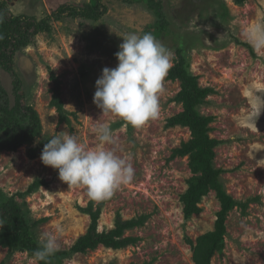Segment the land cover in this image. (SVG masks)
Instances as JSON below:
<instances>
[{"label": "rangeland", "instance_id": "obj_1", "mask_svg": "<svg viewBox=\"0 0 264 264\" xmlns=\"http://www.w3.org/2000/svg\"><path fill=\"white\" fill-rule=\"evenodd\" d=\"M2 1L14 15L38 20L62 5L95 4L93 0ZM158 1L160 11L148 0H104L108 11L98 21L53 18L52 33L38 35L33 45L17 54L15 71L23 82L24 102L37 112L41 135L16 150L0 149V191L17 197L29 217L39 222L34 230L37 239L51 232L57 236L58 251L70 250L90 225L89 216L78 207H86L92 200L85 188L62 182L58 170L41 162V152L60 132L95 149L99 146L95 129L108 124L114 143L103 147L122 158L131 156L128 162L134 168V179L103 200L99 230L112 229L117 213L124 220L141 215L150 218L142 227L126 232V236L139 238L136 245L118 251L99 247L66 258L63 264H195L190 241L195 245L200 236L214 231L220 203L211 191L199 205L202 212L185 217L180 197L194 174L188 158L172 160L171 155L191 139V132L182 126L168 127L169 119L183 111V105L175 101L180 82L169 80L167 74L159 93L158 118L139 128L102 115L93 103L102 70L118 64L115 53L122 38L150 32L173 53L171 68L182 47L199 85L215 91L200 108L201 114L215 119L210 135L222 142L215 151L214 165L225 171L221 182L226 192L236 201H250L246 210L236 207L228 214L224 249L214 254L211 264H264V110L259 117L256 110L258 105L264 106V52L254 51L242 37L247 26L264 20V0L242 4L234 0ZM157 25L163 28L160 36L154 34ZM51 71L61 82L70 124L61 122L51 105ZM14 101L12 78L0 68V106L11 108ZM244 116L256 122L245 124ZM0 140L6 137L1 134ZM36 179L46 185L19 197ZM100 202L94 201L95 209ZM0 264L37 262L27 252H10L0 246Z\"/></svg>", "mask_w": 264, "mask_h": 264}, {"label": "trees", "instance_id": "obj_2", "mask_svg": "<svg viewBox=\"0 0 264 264\" xmlns=\"http://www.w3.org/2000/svg\"><path fill=\"white\" fill-rule=\"evenodd\" d=\"M94 5L87 4L78 7L73 4L62 5L51 16L42 20L26 15H14L7 4L0 0V34L4 39L0 40V68L12 78L14 105L11 108L0 106V135L6 137L0 140V149L16 150L22 145L31 144L41 135L40 118L32 106L25 103L24 94L21 91L23 82L15 71V58L18 53L34 44L35 38L40 34H51L53 29L50 21L62 16L74 19L98 21L107 14L108 8L104 0H93ZM152 8L159 11L162 8L158 0H148ZM242 4L245 0H234ZM163 13V12H162ZM160 16L163 17V14ZM162 26L154 31L157 36L162 35ZM248 46V45H247ZM179 60L169 70L168 79L179 81L181 90L175 101L183 105V111L169 119L168 127L182 126L190 129L191 139L183 143L179 148L172 151L171 159L188 158L193 177L187 181L188 188L181 195L180 201L186 218L194 214H200L199 207L202 199L211 191L216 193L220 203V211L217 213L214 231L200 236L193 247L195 264H211L215 253L224 249L226 236V220L228 214L236 207L246 210L248 203L233 199L221 182V175L225 172L217 169L214 165L216 149L222 144L221 141L211 137L213 117L201 114L200 108L207 103L209 96L215 91L211 88H202L199 78L190 72V66L184 57L182 47L177 49ZM50 78L54 82L53 101L51 105L56 108L60 115V121L70 124L68 114L61 98V82L50 72ZM46 182L36 179L28 189L18 196L34 194ZM17 197L4 194L0 191V246L10 252H27L32 256L38 248V239L34 230L39 222L33 221L25 208L17 200ZM105 201L100 202L96 209L94 201H90L86 207H78L79 211L89 216L90 225L87 232L82 235L68 251H57L51 256L47 264H63L66 258L75 254H86L95 251L99 247L118 251L136 245L139 238L126 236V232L137 227H142L150 218L149 215H141L129 220H124L120 213L115 217L114 227L110 230L100 231L99 221ZM33 257V256H32ZM39 264H45L44 261ZM153 264V263H144Z\"/></svg>", "mask_w": 264, "mask_h": 264}, {"label": "clouds", "instance_id": "obj_3", "mask_svg": "<svg viewBox=\"0 0 264 264\" xmlns=\"http://www.w3.org/2000/svg\"><path fill=\"white\" fill-rule=\"evenodd\" d=\"M242 37L254 51L264 52V20L247 26ZM3 39L0 34V40ZM122 41L115 53L117 66L105 67L96 80L93 103L102 115L118 117L126 126L139 128L159 116V93L172 67L173 53L150 32L131 33ZM256 110L259 117L264 106L258 105ZM241 119L245 124L256 122L250 116ZM95 132L99 141L95 149L86 148L74 135L57 133L44 145L40 159L45 166L58 170L62 182L85 188L88 198L99 202L110 199L121 186L132 182L134 168L128 162L130 155L122 158L103 147L114 143L108 124L100 125ZM38 245L32 254L37 264L41 261L47 264L59 250L57 236L51 232L40 234Z\"/></svg>", "mask_w": 264, "mask_h": 264}]
</instances>
